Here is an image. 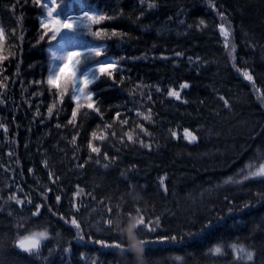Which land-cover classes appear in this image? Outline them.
I'll list each match as a JSON object with an SVG mask.
<instances>
[{
    "label": "trees",
    "instance_id": "obj_1",
    "mask_svg": "<svg viewBox=\"0 0 264 264\" xmlns=\"http://www.w3.org/2000/svg\"><path fill=\"white\" fill-rule=\"evenodd\" d=\"M213 2L217 9L210 6L209 0H58L60 11L65 15H79L81 11L94 8L116 15L119 18L102 23L125 33L119 42H107V56L126 58L120 62L123 71H114L116 83L106 78L94 82L104 117L90 110H82L78 115L80 149L76 156L82 158L89 154L86 142L93 130L97 135L112 130L118 134L122 130H131L135 137L139 132L135 124L143 122L152 133L151 137H144L152 141L150 150L141 148L138 143L122 145L116 141L113 145L115 138L110 136L105 142L94 140L102 150L117 155V161L109 162V167L104 168L105 161L101 156L100 165L92 160L84 169H79L76 165L82 161L73 158V146L69 143L74 134L73 127L63 126L71 114L70 98L66 97L63 105L56 103V108L61 109L59 119H46L45 124L40 125L38 118H32L37 106L44 113L54 100L45 91L47 85L41 88L43 95L38 93L33 97L31 91L36 89L28 84V81L47 75L48 54L28 43L37 34L39 10L31 6L30 0L26 7L21 6L23 0H0V30L4 32L2 47L5 55L11 53V63L4 62L9 69L5 75L11 76V81L6 85L8 102L0 105V123L8 126L7 135L0 129V164L16 169L13 177L11 171L6 174L4 168H0V189L10 183L14 188V183H20L22 195L31 194L34 201L39 202V187L50 183L47 173L52 170L61 180L53 186L49 202L59 194L56 190L63 188L62 211L68 210L71 191L77 183L85 193L94 190L97 198L110 195L115 202L123 195L129 201V207L131 196L128 193L134 195L138 192L144 197L141 205L147 200L154 204L156 214L162 215L163 229L159 230L162 234L188 229L193 222L199 227L210 208L225 206V195L234 201L250 199L248 187H260L255 181L244 188L221 186L211 193L205 190L220 184L247 164L258 166L264 157V100L259 99L264 95V0ZM219 9L226 13L224 21L218 15ZM120 13L123 15L119 16ZM201 19L205 25L198 29L195 25ZM221 22L231 33L228 45L231 49L235 45V61L228 54L225 39L217 27ZM21 35L26 39L18 48ZM88 41L95 43L92 37ZM176 52L184 55L176 57ZM196 56L201 58L200 61L195 60ZM130 57L135 59H127ZM188 57L193 58L192 63ZM244 68L253 75L255 89H260L259 92L254 90L252 82L244 79L240 71ZM120 75L125 77L123 81L119 80ZM183 81L190 85L181 90L182 100L188 101L186 104L166 95L167 88L179 89ZM157 86L161 88L160 93L155 91ZM217 91L229 99L230 107L225 108L217 100ZM142 93H151L152 101L143 99ZM200 100H204V104H200ZM25 101H31V108ZM136 107L145 113L151 108L155 123L142 121L136 115ZM115 111L128 117L129 124L123 129L111 121ZM57 122L61 128L55 127ZM105 123H114V128L104 129ZM184 127L195 130L198 140L186 142L181 137ZM170 130L177 132L176 138L170 136ZM9 149L14 153L12 159L7 154ZM15 159L19 160V165ZM43 159L48 160L49 168L41 163ZM132 164L136 165L135 169L129 168ZM29 167L34 170L32 174L27 172ZM165 174L166 197L159 188V177ZM76 202L79 205L81 198L78 197ZM87 203L85 197L84 204ZM28 214L27 208L15 212L12 217L7 215V209L0 213V264H40L15 248L11 239L16 235L14 224L18 216ZM85 214L82 208L81 217ZM42 219L50 217L45 213ZM39 224L40 221H33L30 226L37 230ZM66 227L61 231L71 241L70 252L61 255L57 250L52 264H93V261L98 264H136L137 249L131 247L133 240L127 231L122 243L129 248L122 253L80 244L77 239H71ZM90 234H93V240L106 238L94 230ZM237 237L250 248H255L256 264H264V201L251 199V206L226 216L182 244L146 245L143 251L157 264H211L204 251L218 241H232ZM117 243H121L118 238ZM81 253L85 255L81 256ZM44 255H47V248ZM177 256L182 257L183 262L176 260ZM215 264H226V260H216Z\"/></svg>",
    "mask_w": 264,
    "mask_h": 264
},
{
    "label": "snow or ice",
    "instance_id": "obj_2",
    "mask_svg": "<svg viewBox=\"0 0 264 264\" xmlns=\"http://www.w3.org/2000/svg\"><path fill=\"white\" fill-rule=\"evenodd\" d=\"M209 2L211 7L217 9V5L213 0H209ZM30 4L39 10V19L37 34L28 43L32 47H40L48 54L46 62L47 75L42 76L41 79L28 81V84L36 89L35 91H31V96L35 97L38 93L39 95H43L44 92L41 91V88L47 85L45 91L54 97L53 102L47 105L44 113L40 112L39 106L35 108L32 117L33 120L38 118L39 124L44 125L46 119L53 117L59 119L61 109L56 108V103L59 102L63 105L65 98H70L73 106L71 107L70 116L67 117V123L63 126L73 127L74 134L71 135L69 143L73 146V158L82 161L76 165L79 169H84L86 164L92 160L97 165H100L101 156L103 161H105L103 164L104 168L109 167V162L117 161V155H110L108 151L102 150V147L94 143V140L105 142L106 138L110 136L115 138L113 145L116 141L122 145L138 143L141 148L150 150L152 148V141L151 139L146 140L144 137H151L152 133L141 122L135 124V128L139 130L135 137L131 130H122L119 134L112 130L102 135H97V132L93 130L90 133V138L86 142L89 154L82 158L76 156V152L80 149L77 141V137L79 136L77 129L78 115L81 114L82 110H90L91 113H95L101 118L104 117V111L100 106L102 102L98 100V92L95 89L94 82L100 78H106L116 83L114 71H123L120 62L126 58L120 57L119 59H113L111 56H107V42L110 40L119 42L125 33L115 27L109 28L106 23H102L111 22L119 17L105 14V11L100 8L81 11L79 15H65L60 11L61 3H58V0H30ZM28 5L29 0H23L21 6L26 7ZM149 6L154 7L155 5ZM111 11L116 12L115 9ZM122 15L123 13L119 14V16ZM218 15L222 21L225 20L226 13L224 10L219 9ZM203 25H205V21L201 19L195 27L199 29ZM217 27L219 28L221 36L225 38V48H228V38L231 35L230 31L225 27L224 22L219 23ZM21 32L23 33V29H21ZM85 37H92L95 43L89 42ZM19 39L21 45H17L18 48L22 46L26 37L21 35ZM3 41L4 32L0 30V90H5L0 91V105H6L8 102L6 85L11 81V76L5 75L9 69L4 63L6 61L11 63V53L9 55L4 54L2 47ZM234 52L235 45L232 46L229 52L230 57L235 61L236 56L233 55ZM183 55L184 53L182 52L175 53L176 57ZM127 59L135 58L130 57ZM200 59L199 56L195 57L197 62ZM188 61L192 63L193 58L188 57ZM235 66L234 63L233 67ZM29 67H32V65ZM240 71H242L244 79L252 82L254 90L259 92L260 89H255L253 75L246 68L240 69ZM124 79L125 77L123 75L119 76L120 81ZM189 87V83L183 81L180 83L179 89L167 88L166 95L186 104L188 101L186 99L182 100L181 90L188 89ZM24 91H27V89ZM155 91L160 93L161 88L157 86ZM141 95L143 99L152 101L151 93H142ZM216 98L219 102H222L225 108L231 106L229 99L218 91L216 92ZM259 99L264 100V95L260 96ZM25 102L31 108V101ZM36 103L39 105L40 101L37 100ZM199 103L204 104V100H200ZM135 111L136 115L142 121L150 124L155 123L151 108L147 109V113L141 111L139 107H136ZM111 121L115 125H119L122 129L129 124L128 117L120 111H115L112 114ZM114 123H105L103 124V128L113 129ZM55 127L61 128L62 125L57 122ZM0 129L3 130L5 135L8 134V126L5 123H0ZM28 131H31V127L28 128ZM183 133V138L188 140L189 143L198 140L195 130H190L189 127H184ZM170 136L176 138L177 132L170 130ZM27 146L26 143L25 147ZM38 150H41L39 145ZM7 154L10 159L14 158V153L11 149H9ZM15 163L19 165V160L15 159ZM41 163L45 168L50 167L47 159H43ZM0 168H4L6 174L11 171L13 177L15 176L16 169L5 168L3 164H0ZM129 168L135 169L136 165H129ZM33 171L31 167L27 169L29 174H32ZM47 175L50 183L47 186L39 187V202H35L31 194L22 195L23 189L21 184L14 183V180V188L10 183L5 189H0V213L7 209V215L12 217L15 212H23L25 208H27L29 213L27 216L20 215L16 219L14 224L16 235L11 237L13 246L21 253L27 254L30 258H35L40 264H52V257L56 255L57 250H59L61 255L70 252L71 241L61 231L65 226H67L66 231L71 235V239H79L81 241L87 239L103 248L114 247L121 250L125 249L122 241L124 239V232L127 231L128 237L133 240L131 247L137 249L136 264H157V262L147 257L144 253L143 249L147 244L152 242L182 244L187 238L199 235L212 227L214 223L225 219L226 216L243 211L245 208L251 206V199L264 201V162L258 163V166L247 164L231 176L224 178L220 184L210 186L205 191L211 193L221 186H238L244 188L250 182L255 181L260 187L256 189L248 187V192L251 194L250 199L234 201V199L225 195L223 197L225 206L219 209L215 206L210 208L208 215L199 222V227L193 222L188 229L162 234L159 231L163 229L162 215L156 214L154 204H150L147 200L141 205L140 201L144 200V197L140 193L137 192L134 195L131 192L128 193L131 196V207H129V201L125 200L123 195L115 202H113V198L110 195L97 198L93 194L94 190L85 193V189L77 183L71 191L68 210L62 211L63 188L57 189L56 191L59 194H55L53 202H49V195L54 191L53 186L61 180V177L52 170H49ZM165 176L166 174L159 177V188L166 197L168 187L165 183ZM129 187L131 188L133 186L129 185ZM78 197L81 198L79 205L76 202ZM85 197L88 198L86 205L84 204ZM82 208L86 212L83 217L80 215ZM133 212H135L134 216L132 215ZM45 213L48 214L50 219H42ZM33 221H40L37 230H34L30 226ZM85 229L88 231H85ZM93 230L95 233L104 234L106 238L93 240V234H90L93 233ZM117 238L121 243H117ZM109 240H111V243H109ZM4 243L6 244L7 241L5 240ZM65 244L69 246L65 247ZM45 248H47V255H44ZM203 254L209 257L211 264H215L216 260H226V264H256L255 248L247 246L239 237L232 241H218L208 247ZM84 255V253H81V256ZM175 259L183 262V258L180 256H177ZM93 264H98V261H93ZM183 264H186V262H183Z\"/></svg>",
    "mask_w": 264,
    "mask_h": 264
},
{
    "label": "rangeland",
    "instance_id": "obj_3",
    "mask_svg": "<svg viewBox=\"0 0 264 264\" xmlns=\"http://www.w3.org/2000/svg\"><path fill=\"white\" fill-rule=\"evenodd\" d=\"M227 51H228V54H229V52L231 51V48H229V46H228V48H227ZM170 98V97H169ZM174 99V98H173ZM181 137L183 138L184 137V133H183V131L181 132ZM184 139V138H183ZM185 140V139H184ZM185 141H187L188 142V140H185ZM262 162H264V158H263V161ZM76 242H78V243H81L82 241L81 240H79V239H77V241ZM156 244H163V242H152V243H149V244H147V245H150V246H154V245H156ZM101 247V246H100ZM102 249H104V250H119V251H125L126 249H128L129 248V246H125V249L124 250H121V249H118V248H114V247H112V248H103V247H101Z\"/></svg>",
    "mask_w": 264,
    "mask_h": 264
}]
</instances>
